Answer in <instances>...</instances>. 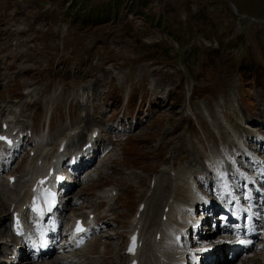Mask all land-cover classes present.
I'll return each mask as SVG.
<instances>
[{
    "label": "rangeland",
    "instance_id": "obj_1",
    "mask_svg": "<svg viewBox=\"0 0 264 264\" xmlns=\"http://www.w3.org/2000/svg\"><path fill=\"white\" fill-rule=\"evenodd\" d=\"M84 1L0 0V118L22 123L26 134L32 131L23 148L14 154L11 171L7 173L23 179L29 164H34L42 152L37 149L34 156H29L31 148L36 150L40 145L45 148L43 152L53 153L65 138L71 151L83 144L86 133L98 128L107 142L115 144L106 159L89 172L90 175L98 170L96 178L83 174L73 180L69 174L77 185L72 188L68 203L78 204L71 207L77 215L88 210L104 218L110 226L107 232L121 233L123 237L112 240L103 237H108V233L101 237L95 234L88 241L89 252L84 258L71 251L66 256L82 258L79 264H127L126 235L139 205L151 200L152 211L142 220L143 224L152 225L160 217L157 204L164 206L169 193L179 206L189 199L186 180L175 195L174 189L169 190L171 181L165 168L172 169L178 180L181 176H196L219 183L217 161L225 166V171L237 174L239 181L233 183L246 197L252 187L241 182L247 171L241 167L253 166L254 176L264 175L260 164H252L262 158L252 146L254 137L258 142L264 140L260 137L264 136V74L253 79L247 73L241 81L235 76L224 96L205 94L207 87H219L220 82L230 79L237 54L246 63L255 51L264 50L263 37L250 41L246 33L239 36L250 25H264V0H114L119 6L116 16L99 25L75 24L73 28L79 31L76 44L67 48L69 32H76L66 30L67 25L76 12H82ZM136 40L149 46L161 43L166 50L155 55L152 48L139 51ZM218 47L217 51L206 50ZM213 55L219 57L210 58ZM254 56L264 68V54ZM62 58H71V62L66 65ZM195 67L205 71L197 73ZM183 83L194 87L197 84L202 94L194 92L195 96H191L187 90L182 93ZM239 83L249 107H243L242 95L237 90ZM143 85L145 93L140 96L145 95V101L139 102L138 96L131 112L125 97ZM112 86L118 88L121 100L108 98ZM111 124L118 126L112 130ZM82 132L84 136L80 135ZM44 138L45 146L41 142ZM259 144L264 148V143ZM234 145L242 147L244 151H240L247 158L232 154ZM23 151L24 159L20 155ZM4 153L0 149L1 164ZM7 153L5 156H12V151ZM21 160L20 168L13 172ZM229 161L234 165H229ZM35 171L31 169L30 173ZM254 176L252 182L256 180ZM23 185L17 186L16 193H10L4 174L3 181L0 180V200L2 196L4 202L9 197L16 198L20 194L18 188L26 187ZM256 189L263 191L258 186ZM109 190H115L116 196L105 203L102 197ZM73 196L79 199L75 201ZM1 203L0 217L4 219L7 206L2 207ZM253 205L243 208L249 210ZM260 208L264 209V204ZM71 211L65 212L62 230L68 228ZM8 219L6 216L5 226ZM147 231L148 224L143 234ZM4 234L0 230V236ZM251 255L258 257H252L255 263L248 259L245 264H264L262 250H254ZM217 258L227 263L226 254Z\"/></svg>",
    "mask_w": 264,
    "mask_h": 264
},
{
    "label": "bare ground",
    "instance_id": "obj_2",
    "mask_svg": "<svg viewBox=\"0 0 264 264\" xmlns=\"http://www.w3.org/2000/svg\"><path fill=\"white\" fill-rule=\"evenodd\" d=\"M17 123L18 122L16 120L15 124H17ZM87 124L88 123H86V125ZM81 136H83V132L81 133ZM98 155L99 154L97 152H95L94 150L85 151L83 153V157L84 158H89L87 162L90 163V165H89L90 167L93 166L96 161H98V162L100 161V157ZM62 158L63 157L61 156L60 159H62ZM6 159H9V157H6ZM39 160L41 161L42 164H39L37 167H35L36 163ZM35 162L36 163L32 167L33 170L36 169L35 173H33V174L30 173L31 172V170H30L29 173H27V175H26L27 179H17L16 180V184H14L15 185L14 187H17L19 184H24L26 186L23 190H20L18 188V191H19L20 194H18L16 198H10L9 197V200L7 202L2 201L3 200L2 197H5V196L1 197L2 200H0V203L2 202L1 203L2 207H5V208H6V206L8 207V209H6V211H4L7 215L10 214V209L17 210L18 212L23 211L24 205L26 203L32 202L33 198L35 196L39 195L40 190L38 188H35V184H34L36 174L40 173L39 170H42V169L43 170L44 169L48 170L50 167L45 164V157L41 158V157L38 156ZM90 167H88V165H87L84 168V170L88 171L90 169ZM37 168H38V170H37ZM3 172H4V170L0 171V175ZM165 174H167L169 180L171 181V184L169 183V186H170L169 190L174 189V195H175L176 190L178 189V187L182 186L183 182L185 180H187V179L185 177L181 176L179 178V180H180V182H179V180L177 179L176 175H173L171 173V169H167V172ZM234 177L235 176H232V178H234ZM263 182H264V180H261V179H259V181H258L259 184H261ZM192 183H196L197 185L199 184V182L197 181V179L195 177H193V181L191 182V184ZM198 189H200L202 192H205L200 186H199ZM16 192H17V188L14 189L11 193H16ZM207 193L213 194L211 190L207 191ZM107 195L109 196V194H107ZM192 195H193L194 198L196 197V194H192ZM155 196H157V194ZM78 198L79 197H77V199ZM262 198H263L262 200L264 201V194L262 195ZM190 199L191 198L189 197V199L186 202H188ZM253 199L254 200H258V195L255 192H253ZM165 201H166V204L164 206L161 203L157 204V206H158L157 211H159V213H160L159 220L155 221L152 225H150V223L144 222V224H142V226H140V236H141L142 240H144V238H145L144 242H146V252L144 251L145 252L144 261H139V262H143L144 264H184V257L183 256L187 252V250H186V248L178 249L175 246L174 240H175V237L177 238V234H176L177 226L186 224V222H183L182 220L184 218V214L186 213L187 209L176 205L171 200V193H169V195L165 199ZM143 209H142L143 211H141L142 213H140V215H141L140 218H139V223L140 224H141V221H143L142 219L145 218L144 216L148 215V213L150 211H152L151 200L148 203L146 201V203L144 204V208ZM207 210L217 211L218 208H217L216 205L211 204ZM255 210H258V209L256 208ZM157 211H156V213H157ZM181 212H184V213L181 214ZM175 216H177V219L174 218ZM163 217H166L167 221H162ZM178 217L181 219V221H178ZM2 219H3V216L0 217V221L1 222H3ZM62 223H63V219L61 217V214H60V216H58L56 214L51 219L50 224H49L50 227H48L47 229H45L44 224L42 225L40 222H38L37 226H38V228L48 232L50 230V228L53 229L56 226L61 227ZM139 223H137V224H139ZM146 224H148L149 231H147L145 234H143ZM174 224H175V227L172 226ZM26 227H27V229H29V228H32L33 226H26ZM34 227H35V225H34ZM189 231H191V228H187V232H189ZM219 231H222L221 227L220 228L218 227L217 230L214 231V232L207 231L202 237H200L197 240L195 245L200 244L201 242H207V241L214 240L215 238L211 239V237L215 236ZM4 232L6 233V230H4ZM28 233H31V232H28ZM68 235H70L69 238H68ZM68 235H63V239L64 238L65 239L68 238L69 243H71L69 245V247L73 248L72 250H75V249L77 250L79 248V244H80L79 242L82 240V236L83 235L71 234V232ZM28 237H29V242L35 241L32 236H28ZM217 237H221V236H219V234H218ZM106 238L107 239H112V240L116 239L115 236H110V235L108 237L106 236ZM263 239H264V235L263 236L261 235V238L259 240L260 241H264ZM224 243H226L225 239L222 238L221 245L224 244ZM4 247L7 250V246H5V244H2V242H0V257L8 258L7 256L8 255L10 256V253H8L7 251H4L2 249ZM257 249L258 250H262L264 252V244H262V242H259ZM223 250H224V248L220 247L218 252H222ZM86 252H89V248L78 252V254L82 258H84L85 255H86ZM52 254L53 253H50V252H47L46 254H43L41 256V261L38 262V264H68L69 261H73L72 264H79V262H83V261L80 260L82 258H80L79 259L80 261L78 260L79 261L78 262V261L72 260V257L68 258L69 256H67V257L66 256H64V257L54 256L53 257ZM212 256L213 255H208L206 257V259L204 260V264L210 263L209 259ZM253 257H257V256L254 255ZM74 258H75V256H74ZM262 259H263V262H264V256L262 257ZM215 260L213 261V264H225L219 258L218 259L215 258ZM247 260H248V262L252 261V263H255L253 261V258L250 256L246 260L241 262L240 264L247 263L246 262ZM254 260H257V259H254ZM236 262H234V263H236ZM185 263L192 264V261H187ZM0 264H5V263L3 261H0ZM18 264H32V263H30L29 261L25 260V261L18 262Z\"/></svg>",
    "mask_w": 264,
    "mask_h": 264
},
{
    "label": "trees",
    "instance_id": "obj_3",
    "mask_svg": "<svg viewBox=\"0 0 264 264\" xmlns=\"http://www.w3.org/2000/svg\"><path fill=\"white\" fill-rule=\"evenodd\" d=\"M96 2L97 3H93L91 0H85L84 4H81L82 5L81 6L82 12L80 11V12H76L74 14V18L70 22L71 28H73L75 26V24H78V23H79L78 25H81V26H86V25H91V24H94V25L103 24L106 21H108L112 15L116 16V14L118 12L117 8L119 6L116 4V2L114 0H109V2H105L104 0L96 1ZM69 19H71V18L69 17ZM89 22H91V23L89 24ZM259 30L260 29L254 30L255 37H257V38H260L261 36L264 37V30L263 31H259ZM136 44H137V46H139V48H138L139 51L146 52L150 48H152V50L154 51V55L156 53H161L164 49L166 50V48H164V45L161 43L149 46V45L145 44V42H142L140 40H138V41L136 40ZM165 52H167V51H165ZM250 57H251L250 63L246 66H242L241 71L247 72L250 74L253 73L256 75H258L260 72H262L264 74V68L261 65L255 63L254 62L255 59H253L252 56H250Z\"/></svg>",
    "mask_w": 264,
    "mask_h": 264
},
{
    "label": "snow or ice",
    "instance_id": "obj_4",
    "mask_svg": "<svg viewBox=\"0 0 264 264\" xmlns=\"http://www.w3.org/2000/svg\"><path fill=\"white\" fill-rule=\"evenodd\" d=\"M134 239V238H133ZM240 243H245L244 241H239ZM131 250V249H130Z\"/></svg>",
    "mask_w": 264,
    "mask_h": 264
}]
</instances>
